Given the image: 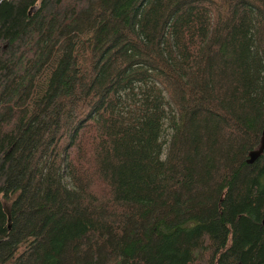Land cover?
Here are the masks:
<instances>
[{
  "label": "trees",
  "instance_id": "trees-1",
  "mask_svg": "<svg viewBox=\"0 0 264 264\" xmlns=\"http://www.w3.org/2000/svg\"><path fill=\"white\" fill-rule=\"evenodd\" d=\"M263 124L264 0H0V264H264Z\"/></svg>",
  "mask_w": 264,
  "mask_h": 264
},
{
  "label": "water",
  "instance_id": "water-1",
  "mask_svg": "<svg viewBox=\"0 0 264 264\" xmlns=\"http://www.w3.org/2000/svg\"><path fill=\"white\" fill-rule=\"evenodd\" d=\"M262 151H264V124L262 126L258 146L255 149H252L248 152L246 162L251 163L253 160H255L259 156V154ZM7 220H8V218H7Z\"/></svg>",
  "mask_w": 264,
  "mask_h": 264
}]
</instances>
